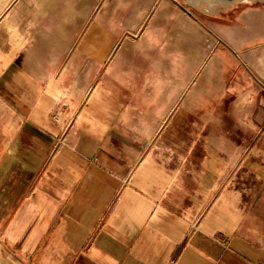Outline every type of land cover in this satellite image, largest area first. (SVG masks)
I'll return each instance as SVG.
<instances>
[{
	"label": "crops",
	"instance_id": "0c3cea01",
	"mask_svg": "<svg viewBox=\"0 0 264 264\" xmlns=\"http://www.w3.org/2000/svg\"><path fill=\"white\" fill-rule=\"evenodd\" d=\"M180 1L0 0V240L23 264H264V105L208 134L185 56L244 28L239 3Z\"/></svg>",
	"mask_w": 264,
	"mask_h": 264
},
{
	"label": "rangeland",
	"instance_id": "374dc122",
	"mask_svg": "<svg viewBox=\"0 0 264 264\" xmlns=\"http://www.w3.org/2000/svg\"><path fill=\"white\" fill-rule=\"evenodd\" d=\"M179 3L186 13H193L198 19L204 20L210 14L202 8L190 7L186 0ZM235 8L232 24L244 28H201L200 47L188 50L185 55L187 59L200 61L197 72L203 78L201 98L213 89L217 94L215 102L201 103L204 112L197 114L208 134H219L227 120H255L256 111L264 105V82L259 79L264 75V2L240 3ZM241 13L247 17L241 18ZM218 16L223 19V15ZM13 30L8 29L9 39L13 37ZM247 94H250L249 108L245 101ZM239 103L241 107L235 111ZM208 108L210 111H206ZM0 264H23L1 240Z\"/></svg>",
	"mask_w": 264,
	"mask_h": 264
},
{
	"label": "bare ground",
	"instance_id": "6f19581e",
	"mask_svg": "<svg viewBox=\"0 0 264 264\" xmlns=\"http://www.w3.org/2000/svg\"><path fill=\"white\" fill-rule=\"evenodd\" d=\"M250 2L254 3V2H264V1H260V0H238V2L236 4H238V3L239 4L240 3H250ZM236 4L235 3L227 4V5H225V7L219 6L218 4H215V5L209 4V6H208V5L203 4L202 0H197L198 6H196V7L198 9L199 5H201L202 9H204L207 13L211 14L213 12L215 14H219L221 12H224L225 9L231 8L232 6H234Z\"/></svg>",
	"mask_w": 264,
	"mask_h": 264
},
{
	"label": "water",
	"instance_id": "95a60500",
	"mask_svg": "<svg viewBox=\"0 0 264 264\" xmlns=\"http://www.w3.org/2000/svg\"><path fill=\"white\" fill-rule=\"evenodd\" d=\"M260 1H264V0H260ZM202 2H203V4L208 5V6H209V4H213V5L218 4L219 6L225 7V5H227V4H233V3L236 4L238 2V0H202ZM186 4L192 8H197L196 6H198L197 0H186ZM201 5H199L198 8H202Z\"/></svg>",
	"mask_w": 264,
	"mask_h": 264
}]
</instances>
